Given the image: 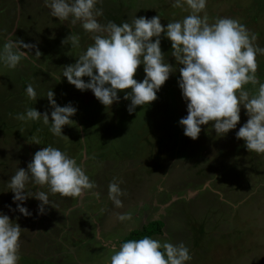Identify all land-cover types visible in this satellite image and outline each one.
<instances>
[{
	"label": "rangeland",
	"instance_id": "rangeland-1",
	"mask_svg": "<svg viewBox=\"0 0 264 264\" xmlns=\"http://www.w3.org/2000/svg\"><path fill=\"white\" fill-rule=\"evenodd\" d=\"M97 7L103 9L97 18L101 24L158 14L166 27L191 12L173 7L171 0H102ZM205 14L209 24L224 17L238 20L264 48V0H207L200 15ZM69 35L78 36L79 46L71 39L62 43ZM9 40L36 45L21 49L29 56L14 69L0 62V213L22 229L18 264H109L123 238L153 219L164 225L152 238L183 242L192 256L188 264H264V154L248 152L236 138L248 119L243 106L236 128L225 136L210 122L201 126L197 139L186 137L178 124L187 112L177 69L148 106L129 114L130 101L123 98L128 90H121L119 101L105 107L91 90H78L62 76L93 43L91 35L79 24L51 17L43 0H0V48ZM160 47L164 61L179 67L163 33ZM256 61V75L264 83V55ZM144 75L143 65L138 66L134 79ZM28 84L37 92L36 101L26 94ZM243 87L252 96L259 84ZM50 90L58 106L71 103L77 109L62 128L64 136L53 135L42 118H16L32 107L50 115ZM49 145L74 158L95 188L79 197L49 194L52 206L40 215V202L28 197L22 206L32 215L26 217L16 210L19 202H13L7 183ZM112 182L124 192L121 208L109 199ZM26 191L48 189L29 183ZM117 213H131V219L119 221Z\"/></svg>",
	"mask_w": 264,
	"mask_h": 264
},
{
	"label": "clouds",
	"instance_id": "clouds-1",
	"mask_svg": "<svg viewBox=\"0 0 264 264\" xmlns=\"http://www.w3.org/2000/svg\"><path fill=\"white\" fill-rule=\"evenodd\" d=\"M43 3L51 17L79 24L93 40L75 63L63 69L62 76L76 89L91 90L105 107L119 101L118 91L128 90L123 98L130 101L127 111L131 114L137 106H148L155 101L170 73L178 69L177 84L187 112L178 124L186 137L197 139L201 126L210 122L220 137L225 136L236 128L243 106L248 119L235 133L236 138L244 141L248 152L264 154V83H260L256 75V57L264 55V48L254 43L256 36L250 35L244 24L228 17L217 18L209 24L207 15H200L207 0H171L173 7L191 12L182 20L167 23L166 27L158 14L151 18H137L134 14L131 23L101 24L97 18L103 15V9L97 4L102 0H43ZM161 33L171 42L177 68L164 61ZM68 39L73 46H79L78 36L69 35L62 43ZM33 48L36 45L9 40L0 48V62L14 69L29 56L28 51L21 49ZM40 55L37 49L35 56ZM140 65L145 75L138 82L134 74ZM82 77H87V81ZM249 83L259 84L252 96L243 87ZM26 94L36 101L37 92L31 84L27 85ZM54 95L50 90L46 96L52 108L50 115L32 107L16 118L22 121L42 118L44 125H50L53 135L64 136L62 128L72 122L70 117L77 109L71 103L58 106ZM35 144L40 142L37 140ZM29 183L46 185L48 191L29 193L26 191ZM7 187L13 193V202H19L16 210L27 217L32 213L22 204L28 197L40 202L37 205L40 215L45 213L46 205L52 206L49 194L79 197L85 190L95 188V183L74 158L49 145L35 152L26 170L17 169ZM123 195L119 183L108 185V196L115 207H123ZM116 219L130 220L131 213H117ZM21 231L18 223L0 213V264H18ZM191 259L189 248L183 242L173 244L145 236L121 243L109 264H188Z\"/></svg>",
	"mask_w": 264,
	"mask_h": 264
},
{
	"label": "trees",
	"instance_id": "trees-1",
	"mask_svg": "<svg viewBox=\"0 0 264 264\" xmlns=\"http://www.w3.org/2000/svg\"><path fill=\"white\" fill-rule=\"evenodd\" d=\"M163 222L159 219H153L142 225L139 229L131 230L125 238L121 241L126 242L131 239H140L145 236L151 237L162 233Z\"/></svg>",
	"mask_w": 264,
	"mask_h": 264
}]
</instances>
